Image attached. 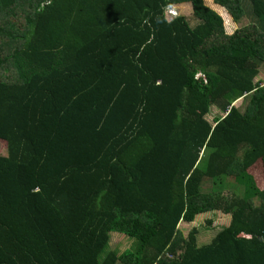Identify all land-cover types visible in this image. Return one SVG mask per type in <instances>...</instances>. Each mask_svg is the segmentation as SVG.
Wrapping results in <instances>:
<instances>
[{
  "label": "trees",
  "instance_id": "16d2710c",
  "mask_svg": "<svg viewBox=\"0 0 264 264\" xmlns=\"http://www.w3.org/2000/svg\"><path fill=\"white\" fill-rule=\"evenodd\" d=\"M214 2L247 24L204 0H0V264H264V0ZM184 3L196 24L168 20ZM208 211L229 224L185 236Z\"/></svg>",
  "mask_w": 264,
  "mask_h": 264
},
{
  "label": "rangeland",
  "instance_id": "374dc122",
  "mask_svg": "<svg viewBox=\"0 0 264 264\" xmlns=\"http://www.w3.org/2000/svg\"><path fill=\"white\" fill-rule=\"evenodd\" d=\"M204 1L207 6H209L210 8H212L222 16L224 20L225 30L228 34H233L237 29L247 24L248 21L246 20L244 23H240V24H236L235 22H233V19L229 15L227 10L215 4L214 0H204ZM166 15L168 20H171L177 16H184L191 22V24H196V20H194L192 17L193 16L192 7L190 3H184L174 7L167 8ZM262 75L264 78V70L262 72ZM257 80H261V76H259ZM242 102L243 100H239L238 102L234 103V105L236 107H240L243 104ZM207 116H208L207 117L208 121L214 124L215 117H221L223 116V114L216 108H213L212 111ZM6 154H7V142L4 140H0V155H6ZM254 174L258 181L259 187L260 188L264 187V176L262 175V170L260 166L259 168H256L254 170ZM204 189L210 190L208 184L205 186ZM229 193L232 194L235 193L236 196L241 194L238 191V188L234 185V183H229L228 189L225 192H222V194H229ZM255 201L258 203L259 199L256 198ZM227 222L228 219L224 215V213L219 211H208L197 215L193 222L181 221L179 226L181 230L184 232L185 236H188L193 229L195 228L199 229V233L197 234V236L202 237V240L209 242L210 238H212L216 234V232L222 227V225L226 224ZM133 244L134 241L132 239L130 240L123 233H119V232L110 233V243H109L110 249H117L119 252H122L126 248L131 247Z\"/></svg>",
  "mask_w": 264,
  "mask_h": 264
},
{
  "label": "crops",
  "instance_id": "0c3cea01",
  "mask_svg": "<svg viewBox=\"0 0 264 264\" xmlns=\"http://www.w3.org/2000/svg\"><path fill=\"white\" fill-rule=\"evenodd\" d=\"M213 109V108H212ZM212 111V110H211ZM215 125V124H214ZM261 163H262V161H261ZM261 170H262V175L264 176V170H263V164H261ZM256 181H257V179H256ZM257 185H258V187H259V184H258V181H257ZM206 186V185H205ZM209 187V186H208ZM205 188V187H204ZM263 188V187H262ZM204 191H207V190H205V189H203ZM226 217H227V219H228V222L225 224V225H228L229 224V222H230V216L229 215H226V214H224Z\"/></svg>",
  "mask_w": 264,
  "mask_h": 264
}]
</instances>
